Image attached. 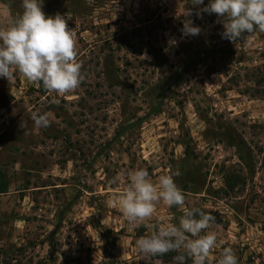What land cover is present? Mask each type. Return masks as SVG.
Segmentation results:
<instances>
[{"label":"rangeland","instance_id":"rangeland-1","mask_svg":"<svg viewBox=\"0 0 264 264\" xmlns=\"http://www.w3.org/2000/svg\"><path fill=\"white\" fill-rule=\"evenodd\" d=\"M207 4L44 0L76 33L83 80L65 98L15 69L0 77V264H181L183 249L152 256L135 242L192 208L214 218L206 264L225 247L264 264V32L223 39L217 14H196ZM22 11L0 0V27ZM187 20L199 35L182 36ZM138 168L154 182L178 170L184 208L160 201L130 226L108 200Z\"/></svg>","mask_w":264,"mask_h":264},{"label":"clouds","instance_id":"clouds-1","mask_svg":"<svg viewBox=\"0 0 264 264\" xmlns=\"http://www.w3.org/2000/svg\"><path fill=\"white\" fill-rule=\"evenodd\" d=\"M189 2L194 7L204 5V0ZM43 5L44 0H22V13L7 27H0V77L12 81L15 69L28 81L41 83L45 91L63 95L75 90L83 80L82 65L75 59L76 33L68 26L65 15H46ZM202 13L217 14L223 23L222 38L233 43L244 39L246 33L264 32V0H208L206 6L196 11L197 15ZM186 15H192V10H187ZM181 32L185 37L197 36L201 28L187 20ZM31 118L37 127L50 124L47 113L34 112ZM179 175L178 170L165 173L154 182L146 169L131 170L123 191L115 199L110 198L108 204L118 205L130 226L151 218L160 201L169 207L184 208L185 194L174 180ZM212 223L214 218L202 209H185L178 225L159 222L150 235L136 240V247L142 254L152 256L183 249L174 257L181 264L186 257L193 264H206L217 246V235L205 231ZM218 264H238L231 247L223 249Z\"/></svg>","mask_w":264,"mask_h":264},{"label":"built area","instance_id":"built-area-1","mask_svg":"<svg viewBox=\"0 0 264 264\" xmlns=\"http://www.w3.org/2000/svg\"><path fill=\"white\" fill-rule=\"evenodd\" d=\"M74 92V90L73 91H71V92H68V93H65V94H63V95H60L61 97H65V98H71L73 95H72V93Z\"/></svg>","mask_w":264,"mask_h":264},{"label":"trees","instance_id":"trees-1","mask_svg":"<svg viewBox=\"0 0 264 264\" xmlns=\"http://www.w3.org/2000/svg\"><path fill=\"white\" fill-rule=\"evenodd\" d=\"M3 191V189L0 187V192H2Z\"/></svg>","mask_w":264,"mask_h":264}]
</instances>
